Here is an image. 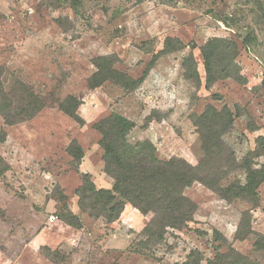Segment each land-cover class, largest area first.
Wrapping results in <instances>:
<instances>
[{
    "label": "rangeland",
    "instance_id": "374dc122",
    "mask_svg": "<svg viewBox=\"0 0 264 264\" xmlns=\"http://www.w3.org/2000/svg\"><path fill=\"white\" fill-rule=\"evenodd\" d=\"M213 39L222 43L207 83L201 49ZM190 55L197 72L187 79ZM106 56L121 77L92 87ZM0 66L8 94L24 82L47 104L18 125L0 117V264H183L192 251L208 264L228 248L264 264V0H0ZM68 96L81 122L58 110ZM112 113L134 124L131 145L149 141L204 181L184 190L196 208L188 227L148 248L139 243L152 214L127 204L105 223L76 195L84 174L96 189L114 184L94 127ZM233 185L227 199L214 190Z\"/></svg>",
    "mask_w": 264,
    "mask_h": 264
},
{
    "label": "trees",
    "instance_id": "16d2710c",
    "mask_svg": "<svg viewBox=\"0 0 264 264\" xmlns=\"http://www.w3.org/2000/svg\"><path fill=\"white\" fill-rule=\"evenodd\" d=\"M167 39L165 46L172 44ZM222 43L213 39L202 47L204 67L207 83H212L211 68L214 53ZM111 57H102L94 61L96 72L90 78L92 87L99 86L108 76L121 77L112 67ZM185 78H193L196 67L193 57L190 55L184 59ZM4 68L0 66V117L7 127L18 125L32 120L46 106V101L24 82H20L12 94H8L3 85ZM224 76H228L226 73ZM125 79V78H124ZM127 80V79H126ZM129 81V80H127ZM77 100L68 96L57 103V108L62 113L81 122L77 115ZM199 125V116L195 125ZM95 129L100 133L99 146L103 152L102 160L105 173L113 179L111 189H96L90 181L88 174L83 175V182L76 190L79 205L90 215L103 218L105 223L116 221L125 206L129 204L141 215L152 214V219L142 230L143 240L139 245L148 248L149 245H157L164 241L168 230L181 231L193 221L195 205L185 195L184 190L195 182H204L198 175V168L190 165L180 158L161 160L155 155V149L149 141L131 145L127 141L129 132L134 124L128 119L112 113L95 124ZM210 136L220 138L219 131L210 130ZM5 141V132H0V143ZM68 151L77 162L82 158L80 147L73 141ZM264 172V169H263ZM262 172H254L253 178L260 176ZM251 179V180H252ZM264 180V177L260 181ZM244 190L237 186V191ZM224 199L229 194L235 195V185L229 190L214 189ZM2 211L0 210V217ZM68 224H75V216H65ZM77 225V224H76ZM217 240L226 244V239L214 231ZM240 239L239 234L236 235ZM257 250L264 251V243L255 241ZM203 256L197 251H192L187 261L183 264H201ZM208 264H251L244 257L228 248L226 253H218Z\"/></svg>",
    "mask_w": 264,
    "mask_h": 264
},
{
    "label": "built area",
    "instance_id": "2783aa9c",
    "mask_svg": "<svg viewBox=\"0 0 264 264\" xmlns=\"http://www.w3.org/2000/svg\"><path fill=\"white\" fill-rule=\"evenodd\" d=\"M54 220H55V217H54V216H50V217H49V222H50V223H53Z\"/></svg>",
    "mask_w": 264,
    "mask_h": 264
},
{
    "label": "crops",
    "instance_id": "0c3cea01",
    "mask_svg": "<svg viewBox=\"0 0 264 264\" xmlns=\"http://www.w3.org/2000/svg\"><path fill=\"white\" fill-rule=\"evenodd\" d=\"M126 206H127V205H126ZM126 206H125V207H126Z\"/></svg>",
    "mask_w": 264,
    "mask_h": 264
}]
</instances>
